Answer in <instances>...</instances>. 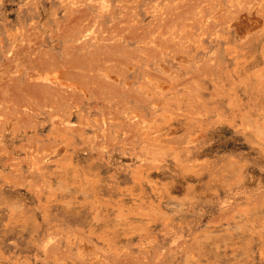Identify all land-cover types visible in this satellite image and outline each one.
<instances>
[{"label": "rangeland", "instance_id": "rangeland-1", "mask_svg": "<svg viewBox=\"0 0 264 264\" xmlns=\"http://www.w3.org/2000/svg\"><path fill=\"white\" fill-rule=\"evenodd\" d=\"M135 1L0 0V264H264V0Z\"/></svg>", "mask_w": 264, "mask_h": 264}, {"label": "bare ground", "instance_id": "bare-ground-1", "mask_svg": "<svg viewBox=\"0 0 264 264\" xmlns=\"http://www.w3.org/2000/svg\"><path fill=\"white\" fill-rule=\"evenodd\" d=\"M132 2H135V3H139V2H136L135 0H132ZM102 5H103V3H101ZM136 6H138V5H136ZM125 8V7H124ZM137 8V7H136ZM133 9V8H132ZM135 9V8H134ZM135 11V10H134ZM138 12V11H137ZM110 14V13H109ZM81 15V14H80ZM104 20V19H103ZM97 21V20H96ZM99 21V20H98ZM97 21V22H98ZM104 24V23H103ZM102 25V24H101ZM100 25V26H101ZM114 25V24H113ZM112 25V26H113ZM243 28L246 26V25H244V23H243ZM117 27V26H116ZM112 30H114V29H112ZM133 31V30H132ZM139 32V31H138ZM155 32H157L156 30L155 31H153V32H150V34H148L149 35V37L153 34V33H155ZM112 33V32H111ZM114 33V32H113ZM133 33V32H132ZM158 33V32H157ZM110 34V33H109ZM115 34V33H114ZM113 34V35H114ZM133 34H135V31H134V33ZM84 35V34H83ZM105 36H107L106 34H104ZM112 35V34H111ZM119 34H117V36H118ZM138 35V34H137ZM145 35V34H144ZM100 36V35H99ZM147 35H145V37H146ZM156 36V35H155ZM97 37V36H96ZM95 37V38H96ZM108 37L109 36H107V42H108ZM114 37V36H113ZM131 37V36H130ZM144 37V36H143ZM143 37H142V39H143ZM144 37V38H145ZM82 38V37H81ZM101 37H99V39H100ZM104 37H102V39H103ZM118 38V40H119V38H122V36H120V37H117ZM127 38V37H126ZM129 38V37H128ZM132 38H133V36H132ZM138 38V37H137ZM140 38V37H139ZM146 38H148V37H146ZM71 39V38H70ZM77 39V38H76ZM83 39V38H82ZM109 39H111V37H109ZM125 39V38H124ZM140 40V42H142L143 40ZM165 39V38H164ZM72 40H75V39H72ZM72 40H70V41H72ZM105 40V39H104ZM112 40V39H111ZM134 40V39H133ZM153 40V35H152V37H151V39H150V42H148L149 41V39L147 40V43H146V41H145V49L146 48H148V47H152V44H154L155 42V40L154 41H152ZM81 41V40H80ZM95 41H96V39H95ZM95 41H94V44H95ZM98 41V40H97ZM97 41H96V43H97ZM99 41H101V40H99ZM120 41V40H119ZM68 42V41H67ZM104 42V41H103ZM69 43V42H68ZM70 43H72V42H70ZM69 43V44H70ZM74 43H76V42H74ZM78 44L80 43L79 41L77 42ZM76 43V44H77ZM93 43V42H92ZM100 43V42H99ZM112 43V42H111ZM111 43H110V45H111ZM118 43V42H117ZM143 43V42H142ZM87 44V43H86ZM107 44H109V42L107 43ZM141 44V43H140ZM66 45V44H65ZM68 45V44H67ZM72 45V44H71ZM74 45V44H73ZM81 45V44H80ZM97 44H95V46H96ZM103 45H105V46H107L106 45V42H105V44H103ZM102 45V46H103ZM109 45V46H110ZM116 45V44H115ZM151 45V46H150ZM87 46V45H86ZM85 46V47H86ZM94 46V47H95ZM116 46H118V45H116ZM116 46H110L109 48H107L106 50H103L101 47V49L102 50H100V48H98L99 50L98 51H96V55H97V57L99 58V59H101V61H103V59H104V61H108V60H112V56H114V55H116V53H117V47ZM142 46H143V44H142ZM72 47V46H71ZM84 47V46H83ZM84 47V48H85ZM78 48H82V47H78ZM84 48H82V49H84ZM141 48V47H140ZM144 48V47H143ZM74 49V48H73ZM77 49V48H76ZM86 49V48H85ZM94 49V48H93ZM121 49V48H120ZM123 49V48H122ZM78 50L79 49H77V52H78ZM89 51H90V49H89ZM95 51V50H94ZM76 52V51H75ZM76 52V53H77ZM88 52V51H87ZM161 52V49H159V51H158V53H160ZM83 53H85V52H83ZM89 53V52H88ZM121 53V52H120ZM94 54V53H93ZM93 54L91 55V57H89L90 59L88 60V61H84L83 63H85L86 65H88L92 70H94L93 69V67H92V63H91V60H93V59H95V56H93ZM160 54H163V52H161ZM85 56V55H84ZM118 56H119V54H118ZM121 56V55H120ZM119 56V57H120ZM85 57H87V56H85ZM112 57V58H111ZM165 57H166V55H161L160 56V61H165ZM180 57V56H179ZM178 57V58H179ZM77 58H78V56H77ZM84 58V57H83ZM178 58H176V59H178ZM80 59V58H79ZM189 59V58H188ZM77 60V59H76ZM81 60V59H80ZM114 61H115V59H113ZM118 60V59H117ZM78 61V60H77ZM97 60L95 59V62H96ZM100 60H98V62H99ZM120 61H121V58H120ZM149 61H150V59L149 58H146L145 59V64L146 65H149ZM73 62V61H72ZM71 62V63H72ZM81 62V61H80ZM97 62V63H98ZM94 63V62H93ZM107 63V62H106ZM106 63H105V65H106ZM163 63V62H162ZM123 64H126V61H125V63L123 62ZM70 64H68V66H69ZM77 65H78V63H77ZM95 65V64H94ZM104 65V64H103ZM156 65H158V63L156 64ZM74 66V65H73ZM85 66V65H84ZM108 66V65H107ZM96 67H97V65H96ZM123 67H125V66H123ZM128 67V66H127ZM158 67V66H157ZM156 67V68H157ZM77 68V67H76ZM75 67H74V70L76 69ZM82 67H80V69H81ZM133 68V67H132ZM131 68V69H132ZM72 69V68H71ZM78 69V68H77ZM83 69V68H82ZM105 69V68H104ZM104 69H102L101 67L99 68V67H97V69H95L96 71H97V73H95V74H100V78H101V80H102V78L103 79H105V80H109V78H112V76H110V74H112L111 72L109 73V75H108V73H106L105 71H104ZM107 69H108V67H107ZM124 69V68H123ZM127 69V68H126ZM130 68H129V70H131ZM149 69V68H148ZM148 69H145L144 71L142 70V72H144L143 73V78H144V76L145 77H148L149 75H148V72H151V71H148ZM73 70V69H72ZM79 70V69H78ZM84 70V69H83ZM88 70V69H87ZM86 70V71H87ZM128 70V69H127ZM150 70V69H149ZM152 70V69H151ZM160 70H161V72H163L164 74L166 73L167 74V68H166V66H165V64L163 65V64H160ZM159 70V71H160ZM171 70V69H170ZM71 71V70H70ZM89 72H90V70H88ZM108 71V70H107ZM123 72H125L126 70L124 69V70H122ZM84 72H85V70H84ZM92 72V71H91ZM116 72V71H115ZM141 72V73H142ZM160 72V75L162 74ZM127 73V72H126ZM68 74H70V73H68ZM90 74V73H89ZM92 74V73H91ZM113 74H114V72H113ZM151 74V73H150ZM153 74V73H152ZM152 74H151V76H152ZM31 75V74H30ZM78 75V74H77ZM94 75V74H93ZM119 75V74H117V72H116V74H115V77H117V76ZM124 75V74H123ZM128 75V74H127ZM156 75H157V73H156ZM155 75V76H156ZM28 76V75H27ZM32 76V75H31ZM120 76H121V74H120ZM142 76V75H141ZM151 76L149 77L150 79H151ZM167 76V75H166ZM169 76V75H168ZM33 77V76H32ZM60 77H62V78H64L63 77V74L60 76ZM65 77H66V75H65ZM96 77H98V75H96ZM36 78V77H35ZM62 78H60V81H62L63 79ZM73 78V77H72ZM72 78L70 79L71 80V82H69L68 84H65V83H56V85H55V83H54V85H52V83H51V85H45V83L44 84H41V82L40 83H38L37 82V84H34V85H28V87H30L29 88V92H27V93H25V94H22V95H20L19 93H16V87H15V82L13 83H11V84H9V85H11V87H9L11 90H12V94H14V95H17V96H19V97H16V98H20V100H26L27 98H31V97H34V98H40V99H42L45 103V105L47 106V107H49L48 109H50L49 111H47V116H52V114L53 113H56V117L55 118H50V121H51V123L53 124V126H52V130H58V131H63L64 133H62V136H61V138L62 139H65V138H67V134H65V131H67V130H71V129H73L72 127H70L69 125H67V126H65V127H63L61 124L62 123H68L69 121H70V118H71V116H72V114L71 113H69V114H66V115H64V113H61L63 110H65V111H68L67 109L69 108V109H77L76 110V112L77 111H81V106L83 105V94H81V93H84V91H83V89H80L79 91H78V89L79 88H82V87H80V86H78V84L76 85L75 84V86L73 85V83H72ZM94 78V77H93ZM126 78L127 77H125L124 78V83H123V88L125 89V90H128L129 89V87H130V85L131 84H129V82H128V80L130 81V79H128V80H126ZM148 78V79H149ZM152 78H155V77H153L152 76ZM29 79V78H28ZM33 79H34V77H33ZM58 79V81H59V78H57ZM62 79V80H61ZM65 79V78H64ZM74 79L75 78H73V82H75L74 81ZM80 79V78H79ZM96 79V78H95ZM123 79V78H122ZM145 79V78H144ZM156 80H157V78H155ZM154 79V80H155ZM31 80V79H30ZM37 80H38V77H37ZM56 80V79H55ZM69 80V81H70ZM84 80H85V78H84ZM117 80V79H116ZM152 80V79H151ZM160 80V79H159ZM52 81V80H51ZM67 81H68V78H67ZM67 81H63V82H67ZM77 81V80H76ZM123 81V80H122ZM53 82H55V81H53ZM57 82V81H56ZM49 82H48V84H50ZM114 85V84H113ZM115 86H116V84H115ZM78 88V89H77ZM3 91H6V90H4L3 89ZM80 91H83V92H80ZM6 93V92H5ZM122 93H125V92H123V90H122V92H121V96L123 95ZM144 93V95L145 96H143L142 94ZM142 94H136V95H134L133 96V98H134V100L137 102V101H143V102H145L146 100H147V94L144 92V90L142 91ZM125 95H129V96H132V94H126L125 93ZM86 96H87V93H86ZM84 97H85V95H84ZM85 99V98H84ZM16 100V99H15ZM86 100V99H85ZM11 101V98L10 97H6V95H0V103L2 104V106L4 105V103L5 102H7V103H9ZM14 101V100H13ZM18 101V100H17ZM23 101V102H24ZM127 101V100H126ZM22 102V101H21ZM17 104V103H16ZM152 104H154L153 102H152ZM18 106V105H17ZM103 106H104V104H103ZM25 107V106H24ZM64 107L66 108V109H64ZM92 107V106H91ZM98 107V106H97ZM105 107V106H104ZM88 109H90V108H88ZM102 109V108H101ZM26 110H28V109H26ZM103 111H105V108L104 109H102ZM23 111H24V108H23ZM46 111V110H45ZM69 112V111H68ZM68 112H65V113H68ZM71 112V111H70ZM25 114H27V115H30V116H32L31 114H30V112H24ZM73 113V112H72ZM73 114H75V112L73 113ZM10 120H12V119H10ZM28 123L29 124H34V125H37V123H38V121H36L34 118L32 119V120H30V121H28ZM88 124V122H87V119L83 122V124H82V126L83 127H85L86 125ZM12 124H11V121H9L8 123H6L5 124V127L7 128V129H9L8 127H12L11 126ZM42 126L43 127H45V125L44 124H42ZM63 127V128H62ZM63 150L64 149V147L63 146H59L58 147V150ZM12 156V155H11ZM11 156H9V159H13Z\"/></svg>", "mask_w": 264, "mask_h": 264}]
</instances>
